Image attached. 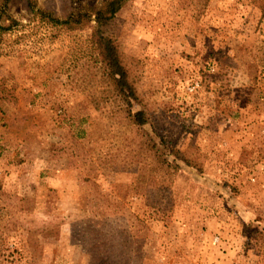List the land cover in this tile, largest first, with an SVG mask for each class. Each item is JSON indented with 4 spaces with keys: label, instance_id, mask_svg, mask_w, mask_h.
I'll return each mask as SVG.
<instances>
[{
    "label": "rangeland",
    "instance_id": "374dc122",
    "mask_svg": "<svg viewBox=\"0 0 264 264\" xmlns=\"http://www.w3.org/2000/svg\"><path fill=\"white\" fill-rule=\"evenodd\" d=\"M32 1L66 15V0ZM2 4L0 264H95L116 247L126 264H264V0L124 1L108 33L144 126L92 101L90 27Z\"/></svg>",
    "mask_w": 264,
    "mask_h": 264
},
{
    "label": "trees",
    "instance_id": "16d2710c",
    "mask_svg": "<svg viewBox=\"0 0 264 264\" xmlns=\"http://www.w3.org/2000/svg\"><path fill=\"white\" fill-rule=\"evenodd\" d=\"M26 4V8L40 19L51 22L53 25L66 27L69 30H78L90 27L92 30L90 37V46L95 55V61L99 66V75L96 76L98 82H102V89L94 91L92 101L99 110L114 111L121 115L126 121L136 126H144L149 122V115L144 108L141 96L131 80L130 72L124 62V53L120 48L118 41L108 33V28L115 18L117 12L122 7L125 0H106L103 5H93L87 8H78L72 4L73 0H66L64 11L65 17H58L54 13L38 8L32 0H22ZM6 4V3H5ZM5 4L0 6V16L5 14ZM4 29H9L6 27ZM135 104L141 106L135 110ZM162 143L168 145V141L161 137ZM157 148V145H153ZM171 155L175 159L181 160L188 165L192 161L189 157L178 149L175 144L170 147ZM157 171L162 175L172 174V169L178 168L176 163L169 161L166 157H158L154 160ZM153 170V169H152ZM151 170V171H152ZM165 178V177H164ZM163 179L160 188L165 189ZM121 248V247H118ZM115 248V251H98L95 252V264H111L109 259H116L115 264H126L123 262L122 249Z\"/></svg>",
    "mask_w": 264,
    "mask_h": 264
}]
</instances>
